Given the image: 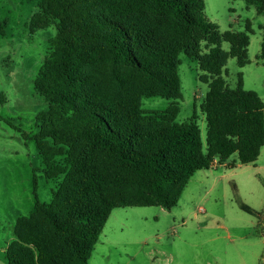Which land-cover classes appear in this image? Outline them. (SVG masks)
<instances>
[{"label": "trees", "instance_id": "trees-1", "mask_svg": "<svg viewBox=\"0 0 264 264\" xmlns=\"http://www.w3.org/2000/svg\"><path fill=\"white\" fill-rule=\"evenodd\" d=\"M245 1L264 15V0ZM38 7L31 32L55 21L57 34L35 80L48 108L33 139L45 177L63 181L52 204L37 200L17 220L9 264H89L114 210H172L197 172L233 155L243 165L258 161L264 102L244 89L242 74L236 89L222 77L230 58L240 68L250 64V23L221 33L204 0H39ZM182 53L197 60L209 86L201 105L205 143L197 115L177 122L176 103L142 109L144 97H181Z\"/></svg>", "mask_w": 264, "mask_h": 264}, {"label": "rangeland", "instance_id": "rangeland-1", "mask_svg": "<svg viewBox=\"0 0 264 264\" xmlns=\"http://www.w3.org/2000/svg\"><path fill=\"white\" fill-rule=\"evenodd\" d=\"M39 0H0V264L14 227L28 217L38 200L52 204L63 177L48 180L36 141L37 116L48 108L35 80L57 34V22L32 33L30 22ZM205 13L221 33L244 32L251 24L243 68L230 58L222 77L230 89L243 76L244 89L264 102V15L245 0H204ZM229 52L230 45L222 44ZM181 97H144L142 109L165 111L177 104V122L197 115L205 143L207 123L201 105L209 90L197 60L180 54ZM240 203L257 215L246 213ZM89 264H264V147L258 161L243 165L236 155L223 165L197 172L172 210L159 206L119 208L112 212ZM107 243L104 245L103 243ZM105 247H104V246Z\"/></svg>", "mask_w": 264, "mask_h": 264}, {"label": "crops", "instance_id": "crops-1", "mask_svg": "<svg viewBox=\"0 0 264 264\" xmlns=\"http://www.w3.org/2000/svg\"><path fill=\"white\" fill-rule=\"evenodd\" d=\"M114 212V211H113ZM113 214V213H112ZM112 214H111V216H112ZM111 216L109 217V218H111ZM108 221H109V219H108ZM107 243V241L105 242V243H103L104 245ZM98 244H99V242H98ZM98 244L96 245V247H95V249L97 248V246H98ZM103 245V246H104ZM105 247V246H104ZM95 249H94V251H95ZM94 253V252H93ZM93 255V254H92Z\"/></svg>", "mask_w": 264, "mask_h": 264}, {"label": "built area", "instance_id": "built-area-1", "mask_svg": "<svg viewBox=\"0 0 264 264\" xmlns=\"http://www.w3.org/2000/svg\"><path fill=\"white\" fill-rule=\"evenodd\" d=\"M214 164H216V162H215V163H213L212 167L214 166Z\"/></svg>", "mask_w": 264, "mask_h": 264}]
</instances>
